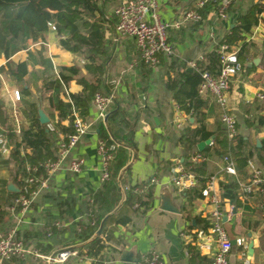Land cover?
Masks as SVG:
<instances>
[{
  "label": "crops",
  "instance_id": "1",
  "mask_svg": "<svg viewBox=\"0 0 264 264\" xmlns=\"http://www.w3.org/2000/svg\"><path fill=\"white\" fill-rule=\"evenodd\" d=\"M255 1L238 0L224 20L217 19L215 11L208 9L201 22L188 23L180 29H171L169 41L173 48L172 56H159V65L156 67L138 63L132 68L130 64L136 57L134 41L124 37L115 39L114 23L110 20L113 19L111 13L118 0L101 1L103 14L110 15V19H105L104 23L105 41L110 45L109 58L102 75L108 91L105 88L99 91L105 90L106 93L114 94V101L126 114L122 121H126L132 127L135 147L127 148L129 154L127 162L120 168L116 177L115 183L119 190L117 203L99 223L97 221L93 233L86 240H82L79 232L87 224L85 214L87 201L93 202L89 195L97 194L106 182H100L101 162L97 153L99 138L96 132L98 121L90 103L89 114L84 121L90 123L91 128L80 137L70 153L73 157L79 156L83 159L81 171L78 174L70 173L66 169L65 161L52 175L48 188L37 197L29 212L17 225V234L28 248L36 249L42 254H51L71 245L80 250L79 248L99 235L104 245L99 254L101 264H137L138 261L129 263L119 259L124 249L132 251L137 258L156 252L160 254L164 264H208L209 251L198 247V239L194 232L199 227L196 225L192 229L188 227L195 224V216L206 219L211 205L204 198L196 199L187 205L186 214L182 212L180 206L183 203L181 197L183 192H177L172 187L171 169L176 160L182 163L183 157L190 156L194 149L185 148L177 139L183 132L199 123L204 124L205 128L212 132L209 139L213 144L208 143L202 148V150L205 147L211 148L210 154L205 155L203 161L206 164V174L216 176L214 188L220 198L219 182L223 180L225 173L221 155L224 153L232 156L234 160L236 157L247 156L248 161L264 178V124H259L258 120L264 116V99L257 97V94L264 95V14L259 16L253 26V28L257 26V32L251 38L249 33L245 34L247 44L238 56L243 69L232 78L228 90L227 108L237 120V135L234 139L226 138L225 129L219 118L221 110L212 96L200 95L202 114L199 122L190 111L178 107L172 92L166 86L167 77L175 71L171 69L174 58L186 61L187 68L190 67L188 62L218 44L237 17L244 14ZM258 1L264 5V0ZM159 2L162 18L170 20L183 8L192 7L194 0ZM60 39L63 38H59L57 32L48 27L42 37L34 39L27 37L23 42L18 41L20 48L13 52H10L8 47L1 48L0 45V67L6 69L9 63L13 66L20 61H26L28 70L24 80L19 82H14L0 71V106L2 115L6 117L3 123L0 122V134L8 136L10 153L14 149V143L20 141L22 131L28 128L34 109L37 116L38 110L41 109L49 118L48 123L55 125L60 121L61 125L69 124L68 119H58L53 103L50 102L53 97L52 90L43 88L47 72L58 77L60 66L75 64L87 78H90V74L86 73L83 66L85 63L83 55L64 49L60 45ZM234 46L239 49L238 45ZM46 64L50 66L48 69L45 68ZM81 89L82 86L75 79H71L64 87L61 84L59 97L69 102L70 95ZM16 90L19 91L18 97ZM101 123L106 125V120ZM122 129L124 130L123 127ZM56 130L53 142L55 148L57 138L63 134L58 128ZM107 131L109 133L108 129ZM126 132L127 130L123 134ZM113 140L117 144L122 143L121 137ZM30 147L20 145L18 150H13L16 159L9 152L0 151V209L4 213L0 221V234L16 225V217L9 210V205L20 192L24 178L28 174L27 169L36 165L29 163ZM48 159L51 158L45 160ZM235 167L237 176L232 175L235 180L238 178L246 181L252 168L247 162L243 165L236 161ZM152 176L158 183L149 186L153 187L154 195L151 208L141 213V208L135 209L137 203L125 206L126 191L134 184L145 182ZM256 189L258 188L253 189V194L250 195H242L239 192L237 203L222 199V224L232 242L228 264H264V206L260 204V198L255 194ZM163 191L169 194L178 212L159 208L160 195ZM102 204H98V207ZM97 211L100 212L101 209L98 208ZM89 212L91 216V209ZM111 214L112 216L107 218ZM124 214L130 217V221L127 224L117 223L115 219ZM102 221L101 232L98 233ZM238 238H244V242L238 244L236 242ZM250 241L253 243L252 251L248 249ZM188 244H192L207 261L196 259L191 263ZM83 252L90 259L80 261L78 258H71L61 264H92L95 257L92 258L85 251H79ZM6 264L51 263L36 259L32 255H27L24 259L12 255Z\"/></svg>",
  "mask_w": 264,
  "mask_h": 264
},
{
  "label": "trees",
  "instance_id": "2",
  "mask_svg": "<svg viewBox=\"0 0 264 264\" xmlns=\"http://www.w3.org/2000/svg\"><path fill=\"white\" fill-rule=\"evenodd\" d=\"M102 0H0V33H1V48L8 47L10 52H13L20 48L18 41L23 42L27 37L37 38L42 37L47 31V22L52 21L56 25L58 33H62L65 37L60 39V45L75 54H82L85 63L84 68L87 74H90V78H87L82 73L81 69L73 64L69 66H60L58 70V77L53 74L50 75L47 72L45 79L43 80V88L50 89L53 92V97L50 102L53 103V107L57 112L59 120L70 119L72 115L71 108L84 120L89 114L90 103L95 92L101 88H105L108 91L107 85L102 79L104 73L105 63L109 58V42L105 41L106 22L103 11L101 10L100 3ZM231 4L229 10L234 7ZM208 9H215V4L210 1L201 10L202 17L206 14ZM228 10V11H229ZM264 14V5L255 1L248 10L237 17L233 26L230 27L228 33H226L210 51L204 53V59L197 61L196 67L192 68V71H187V62L179 59H173L171 63V69L175 70L168 74L167 88L172 92L173 98L177 105L181 109L190 111L197 120L200 122L201 117V100L200 95L197 92V86L201 80V72L207 70L213 74L218 71V54L216 49L220 43H226L230 46L238 45V56L241 55L246 43V33H251L253 26L257 23L258 15ZM255 17V18H254ZM112 22L115 18L112 16ZM171 42V41H170ZM111 50V48H110ZM136 46L134 43V51ZM172 56V55H171ZM175 64V65H174ZM50 66L46 64L45 68ZM1 73L3 72L14 82L23 81L27 75V62L20 61L11 66L8 64L7 68L0 67ZM71 79L82 86V89L70 95L71 103L63 101L59 97V91L61 88V81L67 85V82ZM99 91L106 93V91ZM202 96V95H201ZM112 109L109 111L106 118V125H103L101 121H98L96 126V132L99 140L104 141L106 144L114 142L113 138L121 137L120 144H117L113 151L112 158L108 163L109 178L105 182L104 187L98 191L97 194L89 195L92 199V203L87 201V224L82 227L80 238L86 240L97 227L99 221L105 217V215L111 210L112 206L117 203L119 196V190L116 185V177L122 166L125 165L128 158V147H135L133 140L132 127L126 121H122L126 115L123 108L118 103L113 101ZM111 107V106H110ZM6 117L2 115L0 106V122L3 123ZM259 124H264V116L259 117ZM55 127L58 128L64 135L72 132L73 128L70 123L66 126L61 125L60 121L55 123ZM124 128V130L122 129ZM109 130V133L107 131ZM127 132L123 134V132ZM212 132L208 131L204 124L199 123L195 127L183 132L177 139L179 143L183 144L187 149H194L192 154L200 153L208 156L211 148L205 147L199 151L196 147L197 143L201 140L209 139ZM7 137L8 144L10 141ZM55 135L46 131L45 124H41L38 120L36 110L31 115L30 124L27 129L21 133V139L14 143V149L18 150L21 146L30 147V164H37L47 158L54 159L55 146L53 144ZM227 138V137H226ZM228 139V138H227ZM229 140V139H228ZM13 150L9 151V154L13 156ZM227 153L222 154L221 156ZM14 159L17 156H13ZM235 161L244 165L248 161L247 156L236 157ZM182 164L195 173L198 183L195 187L184 191L181 194L183 197V203L181 204V210L186 214L187 205H190L196 199H202L201 190L205 186V181L209 175L206 174L205 161L191 162L189 156L183 157ZM171 167V164L169 165ZM161 168H159L160 170ZM137 183L131 186L126 191V197L124 200L125 206H131L137 203L135 209L141 208V213H145L151 208L154 195L153 187H149L145 193L138 194L133 191L134 187L142 185ZM221 189V198L237 203L239 200V186L235 178L231 174L224 173L223 180L219 182ZM256 196L260 198L261 193L259 189L255 190ZM253 194L252 192L247 194ZM103 203L98 207V204ZM101 209L100 212H96V209ZM89 209L91 214L95 215L93 219L89 216ZM3 212L0 209V221L3 218ZM108 215L107 218L111 217ZM195 224L190 225L188 229L197 226L199 228L206 229L210 223L207 219L194 217ZM93 221V223H92ZM98 221V223H97ZM117 223L127 224L130 221V217L124 214L115 219ZM96 223V225L94 224ZM93 224V226L91 225ZM103 243L100 240L99 235L94 237L85 246L79 248V251H85L90 256L95 257L92 264H101L102 260L99 256ZM188 252L190 253V261L194 262L196 259L200 261H207L205 256H201L192 244L187 245ZM140 259V258H138ZM211 258L208 261L210 264Z\"/></svg>",
  "mask_w": 264,
  "mask_h": 264
},
{
  "label": "built area",
  "instance_id": "3",
  "mask_svg": "<svg viewBox=\"0 0 264 264\" xmlns=\"http://www.w3.org/2000/svg\"><path fill=\"white\" fill-rule=\"evenodd\" d=\"M212 1L215 4V16L217 19L227 18L228 10L231 4L238 0H194L193 6L183 8L176 17L165 20L160 14L159 0H118L112 10L111 16H114L115 39L119 37L130 38L136 46V57L130 64L135 67L138 63H143L149 67L159 65V56H171L173 53L172 44L169 41L171 29H180L188 23H199L203 17L201 10ZM262 15L260 13L258 17ZM106 20L110 15H104ZM47 26L54 32H57L56 25L52 21L47 22ZM257 26L250 33V38L257 32ZM59 38H64L62 33H58ZM238 47L230 46L226 43H220L216 49L218 54V71L213 74L207 70L201 72V80L197 86L199 95H210L214 98L220 108V122L222 123L226 137L231 140L237 135V120L227 108V95L232 78L243 69L242 63L238 59ZM204 53H200L194 60L188 62L191 68H195L197 61L204 59ZM64 87V83L61 81ZM18 97L19 91H15ZM257 97L264 99V95L257 94ZM114 101V94L95 92L91 100V107L95 110L96 120L104 122L110 111V106ZM71 103V100H69ZM69 119L72 132L67 135H59L57 138L54 159H48L29 167L28 174L24 178V184L20 188L19 194L9 205V210L16 217V225L0 234V264H6L7 260L16 255L21 259L32 255L36 259L44 260L51 264L66 263L71 258H78L80 261L88 260L90 257L86 253H79V250L71 245L63 247L51 254H42L36 249L28 248L22 238L17 234V225L31 209L37 197L49 186L52 175L57 172L67 161L66 169L72 174H78L83 166V159L79 156H71L72 149L76 146L81 136L85 135L91 128L90 123L85 122L73 109ZM46 128L53 134L57 133L56 127L52 123H47ZM209 144H213L212 141ZM117 142L106 144L99 140L97 143V153L101 162L100 182H105L109 178L108 163L112 158L113 151ZM10 145L4 134H0V151L8 153ZM191 162L205 160V156L200 153L189 156ZM223 171L227 174L237 176L235 160L229 154L222 157ZM247 164L252 168L251 174L246 181L236 179L239 186V192L247 195L258 188L260 204L264 206V178L260 171L254 168L250 161ZM171 185L177 192H184L195 187L198 179L190 169L185 167L179 160H176L171 169ZM158 180L152 176L142 185L134 187L133 191L138 194L145 193L149 186ZM216 176L209 175L205 181V186L201 190V195L211 209L205 218L210 225L206 229L197 228L194 230L198 239V247L209 251L211 258L210 264H228V257L231 251L232 242L228 237L222 224L223 211L221 209L222 198L219 197L214 188ZM136 206V204H135ZM93 218V215H91ZM93 223V221H92ZM238 244L244 242V238L236 239ZM137 264H164L160 254L150 252L140 257Z\"/></svg>",
  "mask_w": 264,
  "mask_h": 264
},
{
  "label": "water",
  "instance_id": "4",
  "mask_svg": "<svg viewBox=\"0 0 264 264\" xmlns=\"http://www.w3.org/2000/svg\"><path fill=\"white\" fill-rule=\"evenodd\" d=\"M192 69L191 67L187 68V71L190 72ZM38 120L41 124H46L49 121V118L47 117V115H45V113H43V111L41 109L38 110ZM210 142V139H206L204 141H201L198 143L197 147L199 150H202V148L207 145ZM160 200L161 203L159 205V208L165 211H170V212H178V209L173 205L171 198L169 197V194L165 191H163L160 195ZM102 223L101 222L99 228H98V233L101 232V227H102ZM252 241L249 242L248 244V249L250 251H252ZM119 259L121 261L124 262H129V263H136L138 261V258L136 257V255L127 249H124L121 251Z\"/></svg>",
  "mask_w": 264,
  "mask_h": 264
},
{
  "label": "rangeland",
  "instance_id": "5",
  "mask_svg": "<svg viewBox=\"0 0 264 264\" xmlns=\"http://www.w3.org/2000/svg\"><path fill=\"white\" fill-rule=\"evenodd\" d=\"M257 1V0H256ZM1 82V81H0Z\"/></svg>",
  "mask_w": 264,
  "mask_h": 264
}]
</instances>
